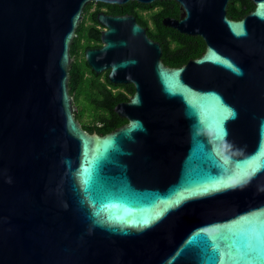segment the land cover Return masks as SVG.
I'll use <instances>...</instances> for the list:
<instances>
[{"label":"water","instance_id":"water-1","mask_svg":"<svg viewBox=\"0 0 264 264\" xmlns=\"http://www.w3.org/2000/svg\"><path fill=\"white\" fill-rule=\"evenodd\" d=\"M0 0V264H264V0H172L178 66L132 14L83 58L132 85L104 134L74 118L69 47L89 2Z\"/></svg>","mask_w":264,"mask_h":264},{"label":"trees","instance_id":"trees-1","mask_svg":"<svg viewBox=\"0 0 264 264\" xmlns=\"http://www.w3.org/2000/svg\"><path fill=\"white\" fill-rule=\"evenodd\" d=\"M101 6L109 13L132 14L136 22L145 27L147 36L159 43L160 59L167 66L181 65L198 56L204 48L199 36L182 34L161 24L162 17L178 15V5L172 0H156L150 4L127 1L120 5L97 2L94 8L92 2L85 4L69 47L72 60L68 70V93L76 108L74 118L84 130L97 134L109 132L125 122L112 108L117 102L127 100L133 91L129 83L109 82L106 71L94 73L83 58L85 48L97 45L100 30L95 14ZM252 7L250 0H228L226 16L239 19Z\"/></svg>","mask_w":264,"mask_h":264},{"label":"flooded vegetation","instance_id":"flooded-vegetation-1","mask_svg":"<svg viewBox=\"0 0 264 264\" xmlns=\"http://www.w3.org/2000/svg\"><path fill=\"white\" fill-rule=\"evenodd\" d=\"M96 3H97V2H92V8H94V7L96 6ZM99 11H101V12H103V13H105V14H109V15L123 14V13H109V12L106 11L105 7H103V6H101L100 9H99L97 12H99ZM97 12H96V13H97ZM178 14H179V12H178ZM177 16H178V15H177ZM177 16H176V17H177ZM98 28H99V30H101V29H103V26L98 25ZM98 38H99V36H98ZM100 45H101V42H100V39H98V41H97V45L92 46V47H90V48L99 47Z\"/></svg>","mask_w":264,"mask_h":264}]
</instances>
